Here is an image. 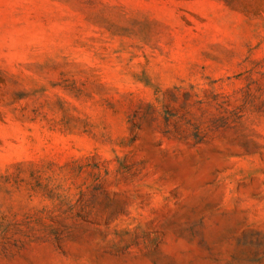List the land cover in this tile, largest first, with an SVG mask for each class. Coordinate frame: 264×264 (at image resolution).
I'll return each mask as SVG.
<instances>
[{
    "label": "rangeland",
    "instance_id": "374dc122",
    "mask_svg": "<svg viewBox=\"0 0 264 264\" xmlns=\"http://www.w3.org/2000/svg\"><path fill=\"white\" fill-rule=\"evenodd\" d=\"M0 264H264V0H0Z\"/></svg>",
    "mask_w": 264,
    "mask_h": 264
}]
</instances>
